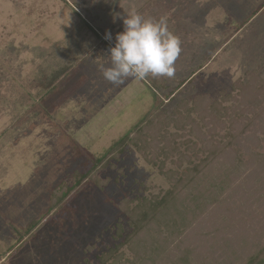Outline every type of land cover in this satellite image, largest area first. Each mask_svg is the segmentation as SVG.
<instances>
[{
    "label": "rangeland",
    "instance_id": "1",
    "mask_svg": "<svg viewBox=\"0 0 264 264\" xmlns=\"http://www.w3.org/2000/svg\"><path fill=\"white\" fill-rule=\"evenodd\" d=\"M262 4L0 0V264H98V253L115 244L117 224L123 221L130 231L125 210L173 187L169 171L177 170L179 156L168 160L162 173L130 148L116 168L87 180L60 211L51 209L53 190L62 183L74 187L76 173H85L152 109L163 117L181 102L200 95L219 101L239 82L256 75L264 79V10L252 16ZM132 11L156 21L166 18L168 30L180 39L173 77L150 74L145 79L151 86L131 76L119 84L104 79L101 66H110L109 44L123 24L114 16ZM248 20L237 32L234 24ZM84 21L104 39L110 32L112 40L100 43ZM193 49L199 54L192 55ZM79 61L91 78L82 92L53 118L29 112L27 91L37 94L53 71ZM205 65L206 70L196 72ZM170 132L178 133L173 126Z\"/></svg>",
    "mask_w": 264,
    "mask_h": 264
},
{
    "label": "trees",
    "instance_id": "2",
    "mask_svg": "<svg viewBox=\"0 0 264 264\" xmlns=\"http://www.w3.org/2000/svg\"><path fill=\"white\" fill-rule=\"evenodd\" d=\"M123 30L122 24L118 33ZM90 81L80 61L64 63L37 94L25 90L28 110L42 118L58 116ZM140 81L151 86L150 80ZM172 126L178 133L170 132ZM130 148L162 173L168 160L179 156L177 170L169 171L173 187L125 210L130 231L123 221L117 224L115 244L98 253V264H264V79L256 75L239 82L219 101L200 95L181 102L163 117L152 109L85 173H76L74 187L55 188L51 209L62 210L87 180L116 168ZM185 164L191 169H182ZM102 182L96 181L100 188ZM92 251L94 245L88 246L86 255Z\"/></svg>",
    "mask_w": 264,
    "mask_h": 264
},
{
    "label": "clouds",
    "instance_id": "3",
    "mask_svg": "<svg viewBox=\"0 0 264 264\" xmlns=\"http://www.w3.org/2000/svg\"><path fill=\"white\" fill-rule=\"evenodd\" d=\"M117 18L122 19L124 30L117 33L115 46L108 50L110 66H101L104 79L119 84L130 76L139 79L150 74L173 77L181 41L168 30L167 19L162 17L156 21L136 11L126 13V17L117 13L114 22ZM105 39L112 40L110 32Z\"/></svg>",
    "mask_w": 264,
    "mask_h": 264
},
{
    "label": "crops",
    "instance_id": "4",
    "mask_svg": "<svg viewBox=\"0 0 264 264\" xmlns=\"http://www.w3.org/2000/svg\"><path fill=\"white\" fill-rule=\"evenodd\" d=\"M263 10H264V5L262 4L255 12H253V17H258L259 15H260V13H262L263 12ZM242 13H245L244 12V10L242 11ZM252 16L250 17V18H252ZM255 18V19H256ZM250 20V19H249ZM249 20L248 21H245L244 23H241L240 24V22H238V24L236 25V23L234 24L235 25V28H236V30H238L237 32H242L243 30H244V28H245V26H246V24L247 23H249ZM247 22V23H246ZM194 54H199V51L198 50H195V49H193V51H192V55H194ZM214 58H215V55H214V57L213 58H211L210 59V61H208V63H212V62H214ZM208 65V64H207ZM207 65H205V66H202V67H198V69L196 70V72H198V73H200V72H202V71H204V70H206V68H208V66ZM193 75V74H192ZM192 75H189L190 77H192ZM196 75V74H195Z\"/></svg>",
    "mask_w": 264,
    "mask_h": 264
}]
</instances>
